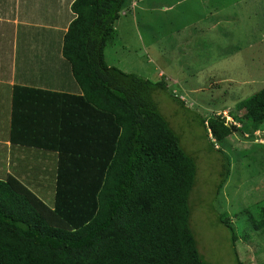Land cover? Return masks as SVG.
Here are the masks:
<instances>
[{
  "label": "trees",
  "instance_id": "trees-1",
  "mask_svg": "<svg viewBox=\"0 0 264 264\" xmlns=\"http://www.w3.org/2000/svg\"><path fill=\"white\" fill-rule=\"evenodd\" d=\"M130 3L74 0L60 43L74 87L13 90L10 142L55 153L56 185L40 198L14 176L0 179V264H210L190 223L197 160L155 99L166 81L107 64ZM236 108L245 112L232 115L240 126L221 114L202 119L213 150L234 132L252 138L264 128V88ZM218 153L222 187L231 161ZM246 212L250 230L264 232V200ZM230 220L226 212L219 218L242 264Z\"/></svg>",
  "mask_w": 264,
  "mask_h": 264
},
{
  "label": "rangeland",
  "instance_id": "rangeland-1",
  "mask_svg": "<svg viewBox=\"0 0 264 264\" xmlns=\"http://www.w3.org/2000/svg\"><path fill=\"white\" fill-rule=\"evenodd\" d=\"M141 1L131 0L116 23L107 64L153 82L166 81L168 90L158 91L155 99L197 160L190 223L205 259L236 264L230 232L219 222L226 212L239 236L241 263L264 264V232L250 230L246 212L264 200V128L252 138L234 132L215 144L231 161L219 187L224 160L210 147L211 134L208 138L202 124L221 114L240 126L235 116L243 118L245 112L236 105L264 88V0Z\"/></svg>",
  "mask_w": 264,
  "mask_h": 264
},
{
  "label": "crops",
  "instance_id": "crops-1",
  "mask_svg": "<svg viewBox=\"0 0 264 264\" xmlns=\"http://www.w3.org/2000/svg\"><path fill=\"white\" fill-rule=\"evenodd\" d=\"M73 2L0 0V179L14 176L38 195L49 197L56 185V154L11 144L12 95L16 86L57 92L74 87L71 67L60 48L74 19Z\"/></svg>",
  "mask_w": 264,
  "mask_h": 264
}]
</instances>
